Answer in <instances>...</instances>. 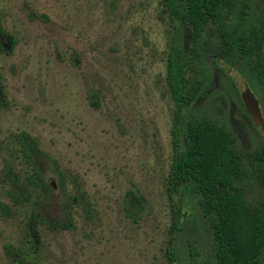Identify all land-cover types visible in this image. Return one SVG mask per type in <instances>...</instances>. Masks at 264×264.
<instances>
[{
    "label": "rangeland",
    "instance_id": "rangeland-1",
    "mask_svg": "<svg viewBox=\"0 0 264 264\" xmlns=\"http://www.w3.org/2000/svg\"><path fill=\"white\" fill-rule=\"evenodd\" d=\"M219 1L220 21L195 44L198 56L188 71L201 86L183 115L210 117L231 134L244 167L239 184L264 215L257 159L264 147V38L259 46L255 38L264 33V0ZM220 22L242 34L243 51L222 45ZM180 26L162 0H0V27L14 38L8 52L0 50V201L6 208L0 210V264H13L4 245L33 264L213 259L201 195L166 189L181 145L180 134L176 148L172 142L173 101L165 83L173 34L183 57L190 54ZM245 88L258 100L261 124L244 108ZM21 131L37 141L41 179L53 185L40 204L35 196L13 199L16 190L4 175L8 167L23 180L31 173L15 137ZM131 192L144 201L129 202ZM65 193L73 197L72 225L50 228L48 221L66 220L58 206ZM33 208L43 220L28 225Z\"/></svg>",
    "mask_w": 264,
    "mask_h": 264
},
{
    "label": "trees",
    "instance_id": "trees-1",
    "mask_svg": "<svg viewBox=\"0 0 264 264\" xmlns=\"http://www.w3.org/2000/svg\"><path fill=\"white\" fill-rule=\"evenodd\" d=\"M162 5L169 18L181 25L183 38L188 40L190 50L188 59L184 58L176 34H173L166 52L165 83L173 101L172 142L176 148L180 134L181 145L171 158L166 189L169 195L179 188L185 191L191 188L201 195L200 206L211 228L214 257L195 264H264L260 259L264 249V215L260 207L247 202L243 187L239 184L244 167L239 151L232 145L231 134L210 117L183 115L184 109L195 99L201 86V80L189 76L188 71L190 61L198 56L195 44L198 46L200 40H204L210 23L220 21V1L162 0ZM218 24L217 36L222 45L231 50L243 51L242 34L222 26V22ZM255 38L259 46L264 33ZM2 40H7L4 45ZM13 43L14 38L0 27V50L8 52ZM93 97L91 95L90 100L94 103ZM15 137L22 155L32 169L24 180L10 167L5 169L4 175L11 181L17 194L11 192L10 195L19 200L35 196L34 203L40 204L46 201L53 185H47L41 179V171L35 159L40 151L38 143L24 131L16 133ZM257 159L262 165L259 179L264 187V147L258 152ZM128 197L129 202L144 201L135 192H131ZM71 198L68 193L62 195L58 206L66 220L52 219L47 222L50 228H68L72 225ZM5 209V204L0 201V210L5 212ZM28 219V225L43 220L37 208L32 209ZM175 222L172 228H176ZM31 237L33 241L38 240L33 238V234ZM3 248L13 264H33L18 248L12 245H4ZM166 253L169 255L168 250Z\"/></svg>",
    "mask_w": 264,
    "mask_h": 264
},
{
    "label": "water",
    "instance_id": "water-1",
    "mask_svg": "<svg viewBox=\"0 0 264 264\" xmlns=\"http://www.w3.org/2000/svg\"><path fill=\"white\" fill-rule=\"evenodd\" d=\"M240 97L243 102L244 108L248 113V115L250 116L252 122L255 125L261 124L263 118L260 113L258 100L255 98L253 93L248 88H245L241 92Z\"/></svg>",
    "mask_w": 264,
    "mask_h": 264
}]
</instances>
